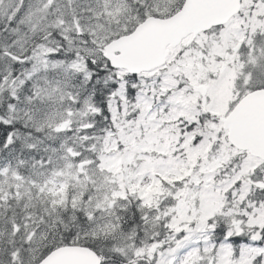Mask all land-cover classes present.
<instances>
[{
	"label": "snow or ice",
	"instance_id": "6c2138e0",
	"mask_svg": "<svg viewBox=\"0 0 264 264\" xmlns=\"http://www.w3.org/2000/svg\"><path fill=\"white\" fill-rule=\"evenodd\" d=\"M0 264H264V0H0Z\"/></svg>",
	"mask_w": 264,
	"mask_h": 264
}]
</instances>
